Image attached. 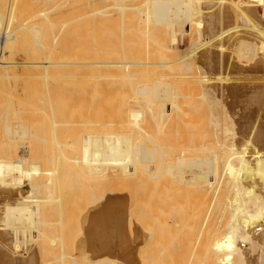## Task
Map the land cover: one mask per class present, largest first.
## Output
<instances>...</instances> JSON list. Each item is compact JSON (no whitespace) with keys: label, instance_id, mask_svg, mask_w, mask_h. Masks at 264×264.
<instances>
[{"label":"bare ground","instance_id":"bare-ground-1","mask_svg":"<svg viewBox=\"0 0 264 264\" xmlns=\"http://www.w3.org/2000/svg\"><path fill=\"white\" fill-rule=\"evenodd\" d=\"M70 1L72 0H0V149L2 151L0 152V264H59L63 262L65 256L62 253V255H53V253L52 256H50V253V260L45 261H42L41 254L44 253L43 250L46 248H58V245H61L59 240L62 239L60 237L62 234H60V239L58 240L57 236V238L47 237V233L53 231L52 233L55 234L57 228H60L62 231L63 223L68 218L66 217L68 215L62 216V213L59 212L54 216L53 213L55 212L51 209L53 218H46V220L50 219L46 221L44 220L46 209L44 203H49V199L48 201L44 199V201L29 196L32 189L35 188L34 186H37L36 191L41 189L38 185L42 189H49L50 187L53 189V186L57 185V172L60 167L65 168L67 163L75 167L78 165L87 166L86 168H89L88 171L90 170L89 172L92 174L85 170L91 177L94 178L93 174L98 173L102 177L104 175L105 178L111 179L109 182L108 179L105 180L106 183L115 182L116 180L121 183V180H123V184L124 180L125 182H128V180L134 182L137 181L136 177L141 178V176L147 173L144 170L153 165L149 163L150 160L146 162L148 163L147 165L150 164L149 167H143L144 164L141 167L138 163L140 162L141 164V160L143 159L147 160L146 158L151 154H154L151 155L153 157L157 156L156 158L150 157L152 159L151 163H154L153 160L157 159L158 164H155L159 167L160 172L158 173L166 171L164 170L166 168H172L173 175L175 173L180 178L184 175L183 183H179V185H183L180 187L176 185L177 197L181 194V190H185L186 185H184V182H190L188 177L191 176V179L194 180L195 183L192 184L196 185V188L191 182L189 185H192L197 192L195 204L198 203L202 210H204V218L202 216L200 225L203 223L207 227L205 229L201 225V229L205 230L204 232H206L207 236L202 232L205 238L208 239L206 240V245V241H202L203 246H206L204 248H207V252L205 251L206 254L208 253L207 261L203 258V254L205 255V253H202L200 250L203 256L200 257L202 260L204 259L206 264L209 261L210 264H264V26L258 27L260 26L258 23L264 19V0H93L97 6V9L92 7L94 11H91L90 7H87V5H93L92 0L89 2L90 4L88 2H81L80 0L75 8L72 6L73 4L71 5ZM67 2L71 6V9H68L69 11L63 9L66 5L68 6ZM21 5H24L28 9L29 7L26 5H29L30 11L33 6V11L30 13L27 11L29 14L27 12L24 13ZM72 7L74 10H72ZM83 9L87 10L83 11ZM24 10L26 11L27 9L24 8ZM22 37H29L27 40L31 41L32 54H29L30 47L26 45L29 44V41H25L26 39ZM21 38L25 41L23 42V45L26 46L24 50L26 49L25 51L27 52L28 47L29 49L27 53L24 50L22 51V49L19 53L21 51L22 53L25 52L24 56H27V59H20L18 56L17 59H14L16 56L13 58V55L16 52V48L18 49ZM68 42H71L70 45ZM65 43L66 45L68 43L69 48L65 47ZM29 57H32V59H28ZM80 76H82L81 78L87 77L86 79L89 80L88 84L85 85V82L81 85L79 82L80 86L79 83L74 82L72 83L73 86H67L66 89L63 87L62 89H65L64 91L68 94L66 96V92H64V99L66 98L69 102L71 99L69 95L74 97L75 100L77 98H86V95L90 94L95 98L96 94L100 92V94H103L106 90L107 95L110 93L121 95L122 102L119 100V104H123L130 112L135 111L131 112V116L135 119L132 118L134 120L133 125L128 126H133V130L134 127H137V131L138 128L141 130L144 126L141 127L140 124L141 128L138 127L136 120L142 117L136 111H142L143 108H146V111H152V118L155 120L152 124H158L157 127L159 128L156 130L159 134L156 132L155 134L159 139L153 138L154 140H152L151 134H148V136L151 135V141L146 136L143 139L142 137L146 132L145 134L141 132L144 135L141 137L140 142L137 140L139 144L135 145V141L133 143V140H131L132 137L128 138L129 135H127L128 137H125L126 135L122 136L124 135L123 133L121 135L120 133L111 135V130L108 133L109 135H106L105 132V134L93 135L90 132L88 135L82 134V138L80 136L79 139L74 138L73 135H71L72 137H67L66 134V138L64 137L63 139L43 138L39 141L45 144H55V146L53 145L50 148L55 149L54 151L59 152L60 155L59 153H54L51 149V154L46 152L48 155L42 156L41 152V161L44 162L46 167L50 168V171L46 173L44 171L39 172L38 169L39 173L36 171H26L24 161L31 154V145L29 143L21 144L18 141L19 133L16 140L20 144L13 145L16 141L14 137L16 138L17 136L15 130H18L19 124L15 123L16 125H11L9 121L13 119L12 117L17 112L25 113L30 110L34 112L35 110L43 111L46 115L47 111L50 112L48 107L47 109L45 108L46 104L47 106L50 105L49 107L52 106L51 110L54 112L53 106L55 104L53 105V103L57 97L55 100L52 98V100L48 96L54 97L57 94L64 96L61 94L63 90H60V87L63 85L60 86L62 83L59 80L61 78L65 80L64 78L66 77V83L68 81L67 85H71L69 82L74 81L72 79L76 77L81 79ZM68 78L72 81H69ZM51 79L58 82L54 83L53 92H50V89H48V81ZM29 80L32 81V84L34 81H40V83L36 82L32 85L34 91L29 92V87L31 86ZM102 80L111 82L110 84L108 83V88H105L106 84H104V88L101 87L103 83L99 84V81L102 82ZM56 87H59L58 90H55L57 89ZM39 88L42 91H39ZM32 95L36 96L34 97L36 99H30L33 101L32 103L37 100L35 101L36 104L41 107L44 105L43 108L33 107L29 103V96ZM109 96L111 97V95ZM61 98L63 99V97ZM47 99L52 100L53 103L49 101L51 103L49 104ZM108 99L110 98H103V102L109 103ZM74 100L70 101L73 102ZM111 102L113 104V101ZM55 103L57 105L58 102L55 101ZM69 104L72 103L69 102ZM94 104L97 105L96 103ZM64 105L66 106L67 104L57 105V109L62 106L65 112L67 106L64 108ZM99 105L96 107L99 108ZM101 106L103 105L101 104ZM106 106L104 105V107ZM107 107H109V110L110 104ZM125 107L123 110H127ZM113 108L114 106L111 109ZM118 108L115 109L118 110ZM57 109V116H59V113L63 112V110L58 112ZM101 109L102 107L99 108V110ZM118 111L120 112L121 110L119 109ZM129 111L128 113H130ZM64 112L61 113L63 117L64 114L66 115ZM66 112L68 113L69 111L66 110ZM23 113L22 115L25 117L26 114L24 115ZM89 115L92 117V114ZM76 116L78 117V115ZM39 117L41 118V116ZM126 118H128V114L125 117V121ZM145 118L144 116L139 122L142 123V120H149V118ZM125 123L124 125L126 126ZM44 124H46V120ZM89 124L91 125V123ZM153 126L155 127V125ZM60 127L59 125L58 129ZM130 127L129 129H131ZM148 127L150 129L152 126ZM76 128H80V126ZM146 128L143 129L149 130ZM95 129L97 130V128ZM22 131L20 132L22 133L21 136L27 135L26 132L24 134V129ZM149 133H152V131ZM21 136L20 138H22ZM54 136L53 134L52 138ZM167 136L168 138L166 139ZM25 138L27 137L25 136ZM142 140L143 142H147V144L149 141L153 144V141L158 140L156 143L154 142L156 149L149 142L152 150L157 151L152 153L151 149L147 147L148 145L142 142L144 145H147L145 146L149 149V153L151 152L149 154L147 148L143 144H140ZM28 142L30 141L28 140ZM47 144L46 146L48 147ZM39 145L42 146V144ZM35 148L33 147V150ZM137 160H139L138 163H136ZM145 160H143V163H145ZM168 162L171 165L167 164ZM166 165L171 167L168 168ZM97 166L101 167L98 168ZM102 166L105 167L103 168L104 174L102 170L100 171ZM154 166L153 168L157 167ZM135 167L138 169L144 168V170L141 169L144 173L141 170L136 172L138 170ZM170 169L168 170L169 177H172L173 175L170 174L172 170ZM94 170H96L95 173L92 172ZM156 170L153 169L149 175H146L151 178V173ZM41 172H44L45 178L42 176L43 179L40 176H36L38 178H31L36 173L42 175ZM155 173L158 174L157 171ZM153 175L154 173H152ZM185 175L188 176L186 177ZM161 177H163V174ZM173 178L175 180V177ZM39 179H41V183ZM24 180H27V182ZM59 181L58 188H56L58 192L60 191ZM105 182L103 181L104 184ZM119 182L118 184H120ZM97 184H99V181ZM16 186L18 188H15ZM192 186L189 187L192 188ZM182 187L184 188L181 189ZM189 187H187V190ZM54 190H52L53 192L51 189L47 190V196H50L49 192L54 193ZM42 193L37 194L41 196ZM43 195L42 197L47 198L46 195ZM100 197L99 199H101ZM55 198V196L52 198L53 201L50 199V202L58 204L55 205V209L59 211V209L61 210L60 206L63 205L58 201V199L60 200V196H58V199ZM107 199H110V201ZM107 199L106 202L108 201V203L106 206L113 207H110L108 210L121 209L123 202L121 201L122 196L120 194H116L112 198L108 197ZM131 200L130 202L133 201ZM126 201L128 202V199ZM174 202L175 204L172 205L174 208L171 207L170 209V211H174L171 217H169L170 211L165 212L164 209L159 208L161 205L163 207L164 204L157 205V209H154V205L150 208L152 203L144 205L145 207L141 205L142 208H148L149 206L152 209L151 213L156 210L157 212L154 214L155 218L157 217L155 215L158 214L159 216V214L163 215L164 213L166 217L160 215L163 218L165 217L164 220L161 217L159 219L156 218L159 223L163 221L159 227V223H153L155 219L154 217H150L149 210H147L149 212L145 210L146 214L149 215L148 221L145 218V211L142 214L144 217H140L142 212L139 213V211V216H136V213H130L133 218H139H135L136 221L134 220V224L132 223V228L128 226L131 230L130 234L133 235V240L129 242L131 248L138 246L142 239L151 237V227L146 228L145 226L146 223L151 221L152 224L157 225V227L154 226L159 231H156V233L161 235V239L156 236L159 240H162L166 236L168 239L169 234L167 233L171 231L174 235L176 232L178 234L182 232L180 236L187 234L184 233L185 231H190V228L188 229L187 227L195 224V222H191L193 220L191 218L196 217L192 214L195 211L190 213L193 209L190 210L185 205L187 206L186 210H189L191 214L189 216L190 219H188L186 210L181 209L185 207L184 204H181L180 200L177 201V199ZM133 205L132 207H135ZM194 209L197 212L198 209ZM142 210L140 208V211ZM86 211H84V215H86ZM133 214L136 215L133 216ZM173 215L175 217H172ZM180 216H183V218H180ZM119 219L121 218H116V220ZM169 219L170 222L176 219L175 224L171 223L174 224L171 225L168 221ZM198 220L200 221L199 217ZM94 222V219L88 220L85 218V220H81L82 224L78 222L81 228H78V225L76 227L83 235L82 240L78 242L81 248L86 246L93 249V251H90V249L85 250V253L81 254L83 257H87L85 259L88 262L87 264H112V261L115 262L114 260L117 258L120 263L135 264V257H132V253L130 251L126 252L123 249L125 238L122 231L125 225L115 224L106 236L101 235L98 242L95 241L92 244ZM184 222L188 224L187 226L185 225V230L182 227ZM42 225L43 227L45 225H47L46 228L48 227L47 236L42 230H46V228L41 229ZM148 225L151 226L150 223ZM163 225L167 226V228L165 227V229ZM170 225L171 227L168 229ZM173 226L176 228L172 229ZM166 230L169 231L166 233ZM173 230H176V232ZM163 232L167 235L165 234L166 236H164ZM75 234L77 235V233ZM153 234L156 235L155 233ZM174 235L171 236L170 234V242ZM178 237L179 235L176 238ZM185 237L187 238L186 235ZM195 238L201 239L198 236ZM205 238L203 236V239ZM174 239H172L173 244L168 240L165 242L167 243L168 241L171 246L175 245L172 248H178L177 243L181 242L182 238L177 243L176 240L178 239L173 242ZM151 241L153 242V240ZM197 242L198 239L196 240ZM200 243L201 241L196 245L197 248ZM179 244L183 249V243ZM187 244L185 245L186 247ZM153 245L155 247V244ZM21 246L23 247L22 251L20 250ZM159 247L161 248L160 245ZM176 248L175 250L178 252L179 248ZM191 248L193 250V247ZM18 249L20 252L17 251ZM72 250L74 249L72 248ZM82 250L84 251V248ZM175 250L173 249L174 252ZM161 251L163 252V250ZM174 252H171L172 255ZM185 252L187 253V250ZM249 252L255 254L248 257L247 254ZM184 254L180 255V257ZM165 258L167 257L165 256ZM173 258H170L172 262H174ZM178 258L176 257V263L178 262ZM74 259L76 260L75 256ZM181 259L179 258V261ZM195 259L198 258L196 257ZM202 260L200 259L199 263ZM204 261H202L203 264L205 263ZM188 262L185 261L186 264ZM183 263L182 260L181 264ZM145 264H148V262Z\"/></svg>","mask_w":264,"mask_h":264},{"label":"rangeland","instance_id":"rangeland-1","mask_svg":"<svg viewBox=\"0 0 264 264\" xmlns=\"http://www.w3.org/2000/svg\"><path fill=\"white\" fill-rule=\"evenodd\" d=\"M74 1V2H73ZM77 1L78 0H72V1H70V3H71V5L72 6H74V8L75 7H77V4H79V2H80V0L78 1V3H77ZM76 2V3H75ZM81 2H88V4H90L89 2H91V0H81ZM68 3V2H67ZM92 6H90V5H87V7H90V9H91V11H94V9H97L96 7V5L94 4V2H93V0H92ZM95 5V6H94ZM26 6H28L29 7V9H30V6L29 5H26ZM68 7V8H67ZM86 7V8H87ZM94 9H93V8ZM24 8H26L27 10L25 11L24 10ZM32 8H33V6L31 7V11H33L32 10ZM21 9H23V11H24V13L25 12H27V11H29V13L31 12L27 7H24V5L22 6L21 5ZM63 9H66L67 11H69L70 9H71V6H69V3H68V6L66 5V7H63ZM69 9V10H68ZM93 9V10H92ZM72 10H74L73 9V7H72ZM87 10V9H86ZM85 9H83V11H86ZM83 11H81V12H83ZM88 11H89V13H90V10L88 9ZM87 11V12H88ZM80 12V11H79ZM28 13V12H27ZM28 13V14H29ZM86 13V12H85ZM258 25H260V26H258V27H263L264 26V19H262L261 20V22L260 23H258ZM23 38V37H22ZM20 39L19 40V46H18V49L16 48V55H15V53H14V55H13V58L14 59H17V56L20 58V59H24V58H26L27 59V56H24V54H26L27 52H28V49H29V47H30V49H29V54H32L31 53V41L30 40H27V38L29 39V37H27V38H23V39H26L25 41H29L28 43L29 44H26L27 46L29 45V47H28V49H27V52L24 50V48H26V46H24L23 45V42H25L23 39ZM31 39V38H30ZM21 40H23L22 42H21ZM63 42H66V41H63ZM63 42H62V44H63ZM21 43V44H20ZM69 43V45H70V43L71 42H68ZM68 43H67V45H66V43H65V47L66 48H69V45H68ZM24 46V47H23ZM64 46V45H63ZM72 46V45H71ZM74 48V47H73ZM22 49V51L24 50L25 52L24 53H22V51H21V53H19L20 52V50ZM62 49H63V47H62ZM63 50H65V48L63 49ZM17 53H18V55H17ZM28 54V56H30ZM22 57H21V56ZM34 55V54H33ZM33 55H32V57H33ZM32 57H29L28 59H32ZM34 57H36L35 55H34ZM33 57V58H34ZM40 57V56H39ZM38 58V57H37ZM79 76V75H78ZM82 76H80V78H81ZM64 78V77H63ZM77 78V79H76ZM75 79H76V81H75V79H72V80H74V81H72L71 79H69L68 78V80L69 81H72V82H69V84H71V85H67L68 84V81H67V83H66V77L64 78L65 80H63L62 78H61V80H59L60 81V83H62V84H60V86H62V87H60L61 89V91L63 90L62 88L63 87H65V89H66V87L67 86H73V84L72 83H74V82H77V84L80 82L81 83V85L82 84H84L85 82H86V84L85 85H87L88 84V82H89V80L88 79H86L85 77H83L84 78V80H83V78H81V79H78V77H76ZM56 80H54V79H51L50 81H48V89H50L49 91L50 92H53V90H54V83H58V82H55ZM63 81H64V83H63ZM82 81H83V83H82ZM104 81V82H103ZM29 82H31V86H30V84H29V92L30 91H34L33 89H34V87L32 88V85L34 84V83H36V82H39L40 83V81H34L33 82V84H32V81H30L29 80ZM51 82V83H50ZM100 83L99 84H102L101 85V87L102 88H104V84H106L105 85V88H108V86L107 85H109L111 82L110 81H108V80H102V82L101 81H99ZM53 83V84H52ZM80 83H79V85H80ZM109 83V84H108ZM52 84V85H51ZM66 84V85H65ZM76 84V83H75ZM75 84H74V86H75ZM76 84V85H77ZM79 85H77V87H79ZM80 85V86H81ZM100 86V85H99ZM57 88V87H56ZM59 88V87H58ZM58 88L57 89H55V90H58ZM36 89V88H35ZM64 89V90H65ZM37 90V89H36ZM39 91H42V89H38ZM60 91L61 92V94H63L64 96H61L60 94H57V95H55L54 97H51V95L50 96H48V98L49 99H52V98H54V100H55V98H56V100L55 101H57L58 103H57V105H63V104H67L66 106H67V108H66V106L64 105V108H66V110H68L69 112L67 113L66 112V110H65V112H64V110H63V107L61 108V107H59L58 109H57V105H56V103H55V101H54V103H53V99L52 100H49V99H47L48 100V103H49V101H51L52 103H53V107L55 108H53V111L54 112H52V106L51 107H49V106H47V104L45 105V108L47 109V107L49 108V110H50V112L49 111H47V113H46V115H45V113L43 112V111H35L34 110V112L32 111L31 112V110L30 111H28V112H25V113H23V112H21V113H19V112H17L16 114H15V116H13L12 118L13 119H11V121H9L10 123H11V125L13 124H15V123H17V124H19V126H18V130H15V132H17L16 134H17V136H16V138L14 137V140H16L17 139V137H18V133L20 134L19 135V139H18V141L22 144H30L31 145V147H30V149H32L31 150V154H30V156H28L27 157V159H25V163H24V166L26 167H24L25 169H26V171H32V172H38L37 171V169L39 170V172L40 171H44L45 173L46 172H48V171H50V168L47 166H45L44 165V162L43 161H41V154H42V156L43 155H46L47 153L46 152H48V154H51L50 153V147H52L53 145L55 146V144H53V145H51L50 143L49 144H47L48 145V147L46 146V144L43 142V143H41L39 140L40 139H63L64 137H65V134H66V136L68 137V136H70V137H72L71 135H73V137L74 138H77V139H79L80 138V136H81V138H82V136L83 135H88V133H90V134H93V135H98V134H103L104 132L106 133V135L108 134V133H110V130L112 131L110 134L111 135H114V134H117V133H120V135L123 133L124 135H122V136H125V137H128L127 135H129V137L128 138H131L132 137V139L131 140H133V143H134V141H135V145H137V144H139L138 142H137V140H139V142H140V140L143 138L144 139V137L146 136V137H148L149 139H150V141H151V135H152V140H154V139H156V138H158V137H156V134H155V132L157 133L158 131V128L159 127H157L158 126V124L156 125V124H152V123H154L155 122V120H153V118H152V114H151V112L149 111L148 112V110L146 111V108H143V110L141 111V110H139V111H136V112H139L140 113V115H141V117L142 118H139L138 120H136V122L138 123V127H140V124H141V127H143L144 129L146 128V129H149V127L148 126H152L149 130H144L143 128H141V130H143V131H141L139 128H138V131H137V127H134V130H133V126L132 127H130L131 126V124L133 125V122H134V118L131 116V114L133 113V112H135V111H129V109H127L125 106H123V104H119L120 103V101L122 102V97H121V95H118V94H114L113 95V93H110V94H108L107 95V90H106V92L105 93H103V94H100V93H98V94H96V95H98V96H96L95 95V98H94V96L92 95L91 96V94L90 95H86V98L85 97H83V98H77V99H75L74 100V97H71V95H69L68 97L69 98H71L70 100H74L73 102L72 101H70L69 100V102H71L72 104H69L68 105V101H67V99H66V101H67V103H66V101H65V99H64V97H65V94H64V92H66V91ZM38 92V91H37ZM48 92V91H47ZM109 93V92H108ZM60 95V97H58ZM68 94H67V92H66V96H67ZM103 95V96H102ZM107 95V96H106ZM109 95H111V97H112V99H111V97L109 96ZM115 95H116V97H115ZM99 96H102L104 99L106 98H110V99H108V102L109 103H107V102H103V98L102 97H99ZM120 96V98H118ZM34 97H36V96H29V103L31 104V105H33V107H41L40 105L38 106V104H36V102L35 101H37V100H35L34 101V103H32L33 101L32 100H34V99H36V98H34ZM46 97V96H45ZM61 97H63V99L61 98ZM95 99H93V98ZM99 97V98H98ZM113 97H115V98H113ZM34 98V99H33ZM68 98V99H69ZM92 98V99H91ZM30 99H32V100H30ZM59 101H61V102H59ZM84 99H86V100H84ZM101 99V101L99 102V100ZM114 99H115V101H114ZM64 100V101H63ZM76 100H78V101H76ZM82 100V101H81ZM120 100V101H119ZM95 101V102H94ZM111 101H113V104H112V102ZM91 102V103H90ZM102 102V103H101ZM93 103H96L97 105H93ZM118 103V104H117ZM49 104H51V103H49ZM100 104V105H99ZM101 104L103 105V106H101ZM108 104H110V109L108 110V108L109 107H107L108 106ZM73 105V106H72ZM81 105V106H80ZM83 105V106H82ZM89 105V106H88ZM99 105V108L100 107H102V109L101 110H99V108H97L96 106H98ZM104 105L106 106V107H104ZM117 105V106H116ZM121 105V106H120ZM44 106V105H43ZM43 106L41 107V108H43ZM71 106V107H70ZM79 106V107H78ZM87 106V107H86ZM92 106V107H91ZM112 106H114V108L113 109H111L112 108ZM73 107V108H72ZM90 109H89V108ZM118 107H121V108H118ZM124 107H125V109H127L130 113H128V111L127 110H123L124 109ZM60 108H61V110H60ZM71 108V109H70ZM93 110H92V109ZM98 110H97V109ZM104 108V109H103ZM115 108H118V110L120 109L121 111L119 112L118 110H116ZM56 109L58 110V112H61L62 110H63V112L64 113H66V115L64 114V117L62 116V114L61 113H63V112H61V113H59V116H57V111H56ZM75 109V110H74ZM96 109V110H95ZM115 109V110H114ZM72 110V111H71ZM89 110H90V112H89ZM112 110H114V111H112ZM123 110V111H122ZM75 111V112H74ZM78 111V112H77ZM81 111H82V113H81ZM93 111V112H92ZM101 111V112H100ZM36 112V113H35ZM45 112H46V110H45ZM113 112H114V117H113ZM117 112V113H116ZM19 113V114H18ZM22 113L25 115H28V116H26L25 115V117L22 115ZM35 113V114H34ZM71 113V114H70ZM88 113V114H87ZM98 113V114H97ZM119 113V114H118ZM123 113V114H122ZM128 114V118H126V121H127V119H128V121L126 122L125 121V117H127V114ZM146 113H147V115H146ZM38 116H37V115ZM40 114V115H39ZM83 114V115H82ZM89 114H92V117L89 115ZM102 114V115H101ZM125 114H126V116H125ZM146 117V118H149V120H142V123L141 122H139V121H141L140 119H143L144 118V116ZM21 115V116H20ZM48 115V116H47ZM50 115V116H49ZM73 115V116H72ZM76 115H78V117L76 116ZM95 115V116H94ZM115 115H117L116 117H115ZM119 115H121L120 116V118H119ZM20 116V117H19ZM23 116V118L22 119H20L21 117ZM39 116H41V118L39 117ZM47 116V117H46ZM76 116V117H75ZM123 116V117H122ZM148 116V117H147ZM15 117V118H14ZM27 117V118H26ZM83 117V118H82ZM90 117V118H89ZM122 117V118H121ZM139 117V116H138ZM152 119H151V118ZM110 119V120H108V119ZM134 120H133V119ZM145 118V119H146ZM73 119V120H72ZM99 119H101L100 121H99ZM18 120H19V122H18ZM45 120H46V124H44L45 123ZM51 120V121H50ZM54 120V121H53ZM133 120V121H132ZM112 121V122H111ZM148 121V123H146ZM22 124H21V123ZM48 122V123H47ZM55 122V123H54ZM86 122V123H85ZM88 122V123H87ZM126 122V123H125ZM144 122H145V124H144ZM151 122V123H150ZM74 123V124H73ZM89 123H91V125L89 124ZM124 123L126 124V126L124 125ZM49 124V125H48ZM52 124H53V126H52ZM54 124H55V126H54ZM58 124V125H57ZM62 124V125H61ZM76 124H77V126H80V128H76L77 126H76ZM79 124V125H78ZM84 124H85V126H84ZM92 124H94L93 126H92ZM106 125V124H108V125H106V126H104V125ZM116 124V125H115ZM121 124V125H120ZM146 124H148V125H146ZM150 124V125H149ZM16 125V124H15ZM59 125L61 126L60 127V129H58V127H59ZM68 125H70V126H68ZM73 125V126H72ZM82 125V126H81ZM98 125H100V126H98ZM114 125V126H113ZM123 125V126H122ZM128 125H130V126H128ZM153 125H155V127L153 126ZM57 126V127H56ZM68 127V130H67V127ZM91 126V127H90ZM97 126V127H96ZM135 126V125H134ZM114 127H116L115 128V130H114V132H113V129H114ZM120 127V128H119ZM129 127L131 128V129H129ZM51 128V129H50ZM95 128H97V130L95 129ZM107 128V129H106ZM24 129L25 131H24V134H25V132L27 133V135H23V136H21L22 135V133H23V131L22 130ZM53 129V130H52ZM56 129V130H55ZM58 129V130H57ZM73 129V130H72ZM77 129V130H76ZM121 129V130H120ZM128 129V130H127ZM157 129V130H156ZM22 131V133H20L21 131ZM67 130V131H66ZM76 130V131H75ZM93 130V131H92ZM94 130H95V132H94ZM107 130H108V132H107ZM155 130V131H154ZM169 130H170V128H169ZM20 131V132H19ZM72 131V132H71ZM123 131V132H122ZM152 131V133H149V132H151ZM58 132V133H57ZM68 132V133H67ZM100 132V133H99ZM131 132V133H130ZM136 132V133H135ZM141 132H144V134H145V132H146V134L144 135L143 133H141ZM104 133V134H105ZM127 133H129V134H127ZM133 133V134H132ZM53 134L55 135L54 136V138H52L53 137ZM64 134V135H63ZM80 134V135H79ZM83 134V135H82ZM140 134V135H139ZM148 134H151L150 136H148ZM157 134H159V133H157ZM50 135V136H49ZM109 135V134H108ZM131 135V136H130ZM144 135V136H143ZM155 137H154V136ZM20 136L22 137V138H20ZM25 136L27 137V138H25ZM143 136V137H142ZM158 136V135H157ZM40 137V138H39ZM142 137V138H141ZM25 138V139H24ZM66 138V137H65ZM147 138V139H148ZM154 138V139H153ZM168 138V136L166 137V139ZM170 138V137H169ZM21 139H22V141H21ZM24 139V140H23ZM27 139V140H26ZM31 139V140H30ZM38 139V140H37ZM148 139V140H149ZM159 139V138H158ZM28 140L30 141V142H28ZM145 140H146V138H145ZM17 140L14 142V144L13 145H15L16 146V144L18 145V144H20L19 142H18ZM27 141V142H26ZM32 141V142H31ZM36 141V142H35ZM37 141H39V142H37ZM149 141V142H150ZM158 140H156V141H153V144L152 145H154V142L156 143ZM37 144V145H39V144H42V146L41 145H39V146H37L35 143ZM137 142V143H136ZM143 140L141 141V143L140 144H143V143H146L147 144V142H143ZM149 142H148V146L147 147H149V149H151L150 151H152V153H154V152H156L157 150H155V151H153L152 150V147L150 146V144H149ZM39 143V144H38ZM51 145V146H50ZM144 145V144H143ZM144 145V146H145ZM145 146V147H146ZM33 147L35 148L34 150H33ZM43 147V148H42ZM146 147V148H147ZM154 148H155V145L153 146ZM53 148H55V147H53ZM46 149H47V151H46ZM149 149L147 148V152L149 153ZM156 149V148H155ZM49 150V151H48ZM51 150H53V149H51ZM55 150V149H54ZM53 150V151H54ZM33 151V152H32ZM34 151H36V152H34ZM0 152H2L1 151V149H0ZM42 152V153H41ZM41 153V154H40ZM53 153V152H52ZM54 153H59V152H56V151H54ZM151 153V152H150ZM149 153V154H150ZM47 154V155H48ZM29 155V154H28ZM40 157H39V156ZM57 155V154H56ZM59 155H60V153H59ZM151 155H154V154H151ZM151 155H148V157L146 158L147 160H145V159H143V160H145L144 162L145 163H143V160H141L142 162H141V164H140V162H139V160H137L136 161V163H138V165H141V167H142V164H144L143 165V167L144 166H148L149 167V165L150 164H153L152 166H150V168H146L145 170H144V168L142 169L141 167V169L142 170H144V171H147V173L146 174H150V171H152L153 169L154 170H156L157 171V173L158 172H160L159 171V167L156 165V164H158V162H157V159L156 160H153L154 161V163H151V157H153V156H151ZM31 156H33V157H31ZM58 156V155H57ZM151 156V157H150ZM157 156L155 155V157H153V158H156ZM38 158H40L39 160H38ZM29 159V160H28ZM36 159H37V161H36ZM32 160H34V161H32ZM148 160H150V164L149 165H147L148 163H146V162H148ZM156 161V162H155ZM32 162V163H31ZM38 162V163H37ZM40 163H42V164H40ZM156 163V164H155ZM36 164V165H35ZM38 164V165H37ZM68 164V165H67ZM66 165H67V167H66V165H65V168H59V171L57 172V177H58V181H59V183H60V185H59V188H60V191L58 192V190L56 189V188H58V181H56L57 182V185L54 187L53 186V189H52V187H50L49 189H47V188H44L45 190L47 189V190H50L51 189V191L52 190H54V193H50L49 192V194H50V196L52 197V198H54V196L56 197L55 199H58V196H60V200L58 199V201H60L61 203H62V205L63 206H60L61 207V210L59 209V211L58 210H56L55 209V205H58V204H56V203H53V202H50V199H52V198H48V197H50V196H47V194H46V192H47V190H46V192H45V190L44 189H42V187H40L39 185H38V187L39 188H41L42 190H44V191H42L41 189L40 190H37V191H39V192H37L36 191V187L37 186H34V187H32V188H34V189H32V191H31V193H30V197H33L34 199H38V200H46L47 199V201H48V199H49V203L47 202V204L46 203H44L45 205H46V209H45V207H44V209H45V213H44V220H46V218H50V219H52L53 218V215H52V213L53 212H55V213H53L54 214V216H56V214L57 213H59V212H61L62 213V216H65V214L66 215H68V216H66V217H68L67 219H65V221H64V223H63V227H62V231H61V229H60V231H59V229L57 228V232L54 234V233H52L51 231V233L49 234V233H47V235H46V232H48L47 230V228H46V226L47 225H45L44 227H43V225L41 226V229L42 228H46V230L45 229H42L44 232H45V235L47 236V237H49V238H51V237H58V240L60 239L59 238V236H60V234H62L60 237L62 238V239H60L59 240V242L61 243V245L59 244L58 245V248H46V249H44L43 251H44V253L43 254H41V257H42V261H45V260H50V256H52V254L53 255H64L65 256V258L63 259V262H61V263H59V264H87L88 262H86V258L87 257H83L81 254L82 253H85V250H89L90 249V251H93V249L91 248V247H86V246H84L83 244H81L82 246H84V247H82L81 248V246L78 244V242H80L81 240H82V238H83V235H82V233H80L79 232V230L78 229H76V227H77V225H78V228H81V225L79 226V224H82L81 223V220H85V218L86 219H88V220H93L94 219V231H93V239H92V244H94L95 243V241L96 242H98V239H99V237L101 236V235H105L106 236V234L109 232V230L111 229V228H113L114 227V225L115 224H121L122 226L123 225H125L124 227V229H123V231H122V233H123V235H124V251H126V252H128V251H130L131 253H132V257L134 258V261H135V264H145V263H147L148 262V264H150V263H152V264H181L182 263V260H183V262L185 263V261L186 262H188L187 264H203V262L202 261H204V259L202 260V258L200 257V256H202V253L204 252L205 253V255L203 254V258H207V256H208V253L206 254V252H207V248L205 249L204 247H206V246H203L204 244H202L203 242V240H208V239H206L205 238V235L207 236V234H206V232H204L202 229H201V225H202V227L204 226L205 227V229H207V227L205 226V225H203V223L200 225V223L202 222V216L204 215V213H203V211L204 210H202V208L198 205V203L197 204H195V200H196V191H195V189H194V187L193 186H195V188H196V185H193L195 182H194V180L193 179H191V176L190 177H188V179H190V182H191V184L193 185H189L190 184V182L188 181V182H184V185H186L185 186V190L183 189L184 187H182L181 189H183V190H181L182 192H180L181 194H179V197H177V193H176V185H179V183L181 182V183H183V181H184V179H183V177H184V175L180 178V176H177V175H175V173H174V175H173V170H172V168L170 169L169 167H171V166H168V165H166L170 170H172V171H170L171 173L170 174H172L171 176L172 177H169L170 175H169V172H168V170L169 169H164V170H166V171H162L161 173H158V174H156L154 171L152 172V173H154V175L152 176V173H151V178L150 177H148L146 174L145 175H143V176H141L140 174H138L139 176H141V178L140 177H136V179H137V181H134L135 179V177L133 178L134 180V182H132V180L131 181H129L128 180V182H125V180H124V182H123V184H122V181L123 180H121V183L118 181V180H116V181H118L120 184H118V182H116L115 180V182H110V183H106L105 182V180H107L108 179V182L109 181H111V179L109 180V178H105V176L103 175V177L101 176V175H99L97 172V174H93V176H95L94 178L93 177H91V175L90 174H92V173H90L89 171H88V169L86 168V167H84V166H80V165H78V166H71V165H69V163H67ZM167 164H169V165H171L169 162L167 163ZM32 165V166H31ZM33 165H35V167H33ZM134 165H136V164H134ZM134 165H132V166H134ZM157 166V167H155V166ZM137 166V165H136ZM153 166L155 167V168H153ZM64 167V166H63ZM79 169H78V168ZM98 168H100L101 166H97ZM138 167V166H137ZM23 168V169H24ZM48 168V169H47ZM74 168V169H73ZM103 168H105V167H103L102 166V169H100V171L102 170V172H103V174H104V171H103ZM136 168V167H135ZM139 168V167H138ZM138 168H136V170H138V171H136V172H139V170H141V169H138ZM24 169V170H25ZM90 173H88V172H86V170ZM95 169V168H94ZM47 170V171H46ZM96 170H98L97 168H96ZM96 170H94V171H92V172H94L95 173V171ZM141 170V171H142ZM148 171H149V173H148ZM38 172V173H39ZM44 172H41L42 173V175H39L38 173H36V174H34L31 178H38L39 176L41 177H44L45 178V175L43 174ZM80 172H81V174H80ZM85 172V173H84ZM143 172V171H142ZM166 172H168V173H166ZM144 173V172H143ZM142 173V174H143ZM100 174H101V172H100ZM160 174V175H159ZM162 174H163V177H161L162 176ZM87 175V176H86ZM90 175V176H89ZM156 175V176H155ZM36 176H38V177H36ZM84 176H86V177H84ZM89 176V177H88ZM98 176V177H97ZM101 176V177H100ZM147 176V177H146ZM160 176V177H159ZM165 176V177H164ZM186 176V175H185ZM188 176V175H187ZM186 176V177H187ZM41 177V179H43ZM97 177V178H96ZM145 177V178H144ZM153 177V178H152ZM155 177V178H154ZM158 177H159V179H158ZM173 177H175V180H174V178ZM101 178V179H100ZM139 178H140V180H139ZM148 178V179H147ZM162 178V179H161ZM180 178V179H179ZM41 179H39V181L41 180ZM96 179H98L97 181H96ZM102 179H104V180H102ZM154 179V180H153ZM173 179V180H172ZM183 179V180H182ZM102 180V182H100ZM161 180V181H160ZM178 182H177V181ZM182 180V181H181ZM192 180H193V182H192ZM15 181H17V180H15ZM25 182H27V180H24ZM62 181V182H61ZM93 181H94V183H93ZM98 181H99V184H102V185H99V184H97L98 183ZM103 181L105 182V184L103 183ZM113 181V180H112ZM174 181H176V182H174ZM187 181V180H186ZM95 182H97V183H95ZM40 183H41V181H40ZM63 185H62V184ZM116 183V184H115ZM175 183V184H174ZM110 185H111V187H110ZM181 185H183V184H180L179 185V187L181 186ZM97 186V187H96ZM189 186H192V188L191 187H189ZM93 187V188H92ZM105 187V188H104ZM109 187V188H108ZM187 187H189V188H191L190 190H189V188H188V190H187ZM15 188H18L17 186L15 187ZM62 188V189H61ZM115 188V189H114ZM117 188V189H116ZM122 188V189H121ZM38 189V188H37ZM102 189V190H101ZM121 189V190H120ZM194 189V190H193ZM92 190V191H91ZM43 192L42 193V195L44 194V195H46L47 196V198L46 197H42V195L40 196V195H38V194H40L41 192ZM109 191V192H108ZM120 191V192H119ZM124 191V192H123ZM53 192V191H52ZM114 192V193H113ZM38 193V194H37ZM48 193V192H47ZM105 193H107V194H105ZM48 194V195H49ZM51 194H53V195H51ZM105 194V195H104ZM116 194H120L121 196H122V207H121V209H115V210H108V209H110V207L109 206H106V204L108 203V201L106 202V199L108 198V197H110V198H112L113 196H115ZM127 194V195H126ZM38 195V196H37ZM43 195V196H44ZM58 195V196H57ZM96 195V196H95ZM40 196V197H39ZM63 196V197H62ZM95 196V197H94ZM101 196V197H100ZM119 196V195H118ZM129 196V197H128ZM99 197L101 198V199H99ZM132 198V200H131V198ZM82 198V199H81ZM95 198V199H94ZM125 198V199H124ZM174 198H176L177 199V201H179L180 200V202H181V204L183 203L184 204V206L185 205H187L188 206V208L191 210V209H193L191 212L189 211V210H186V207L187 206H185L184 208H181V209H185L186 210V213L188 214L187 216V218L188 219H190V217L189 216H191V214L190 213H192L193 211H195L196 212V210L194 209V208H197L198 210H197V212L195 213V215H194V213H192L193 214V216L195 217V218H191V222L193 223V222H195V224L196 225H198V226H196L195 224H193L192 226H188L187 228L189 229L190 228V231L188 230L187 232L185 231L184 233H190V234H188V235H190V236H188L187 234H184V236L182 237V236H180L181 234H182V232H181V234L179 233L178 234V232H176V230L174 231V232H176V234L174 235L173 234V232L171 231V232H169V233H167V231H169V230H166V233L167 234H169V237H171L172 235H174V237H172V239H174L173 240V242H175V240L176 239H178V240H176V243L178 242V241H180L179 239H181V242H178L177 243V245H178V248L181 246L179 243H183V249H182V247H180L179 248V253L177 252V250H175V248H172V247H174L173 245L171 246L169 243H168V241L170 242V239H169V237H168V239H167V234L165 235L164 234V232H163V235L164 236H166V237H164L163 235V239L162 240H159L158 239V237L161 239V235H158L157 233H156V231L157 232H159L157 229H155V226L157 227V225H155L156 223L155 222H157V223H159V221H158V219H159V217H161V216H163L164 215V213H163V215H161V214H159V216H158V214L157 215H155V216H157L156 218H158V219H156L155 217H154V214H156L155 212H157L156 210H155V212H152L151 213V210L152 209H150L153 205L155 206V208L154 209H157L156 208V206L157 205H161V204H164V208L163 207H159L160 209L162 208V209H164L165 210V212H168V211H170V209H171V207H173L172 205L173 204H175V202H174V200H176V199H174ZM54 199V200H55ZM97 199V200H96ZM99 199V200H98ZM124 199V200H123ZM128 199V202L126 201L125 202V200H127ZM132 201V202H130V200ZM44 200V201H45ZM95 200V201H94ZM101 200V201H100ZM107 200H109L110 201V199H107ZM52 201H53V199H52ZM96 202H99V203H96ZM144 202V203H143ZM61 203H59L60 205H61ZM92 203V204H91ZM125 203V204H124ZM152 203V204H151ZM83 204V205H82ZM135 205V207H132V205ZM147 204H151L150 205V208H149V206H148V208H144L145 206L144 205H147ZM194 204H195V207H194ZM44 205V206H45ZM52 205V206H51ZM96 205V206H95ZM133 205V206H134ZM144 206L143 208H142V206ZM54 206V207H53ZM87 206V207H86ZM128 206V207H127ZM141 208V210L142 211H140V208ZM177 206V205H176ZM182 206V205H181ZM91 207V208H90ZM138 208V210H136L137 208ZM147 207V206H146ZM67 210H66V209ZM87 208V209H86ZM111 208H113V207H111ZM127 208V209H126ZM129 208H131L130 210H129ZM158 208V209H159ZM174 208V207H173ZM187 208V209H188ZM52 209V211H50ZM65 211H64V210ZM91 209V210H90ZM160 209H159V211H160ZM201 209V210H200ZM87 210V211H86ZM147 211V210H149L150 211V214H151V218L152 217H154V219L156 220H153V219H151V220H153V223H155V224H152L151 222H148V223H146L145 224V226H146V228H149V227H151L150 228V230H152V235H151V237H148L147 239H142L141 241H140V244L138 245V246H134V247H130V243L129 242H131L133 239V235L132 234H130V232H131V230H130V228L128 227V226H130L131 228L133 227L132 226V223L134 224V220H135V218H133L132 217V214H130V213H136V214H133V216H139V214H138V211H139V213H141L140 215V217H144V216H142V214H143V211ZM175 210V209H174ZM51 213H50V212ZM84 211H86V215H84ZM91 211H92V213H91ZM144 212L145 214L147 213V212H149V211H147V212ZM172 211V210H171ZM170 211V216L169 217H171V214L174 212V211H172L171 212ZM184 211V210H183ZM164 212V211H163ZM176 212H177V209H176ZM190 212V213H189ZM201 212V213H200ZM48 213V214H47ZM161 213V212H160ZM181 213H182V211H181ZM185 213V212H184ZM183 213V214H184ZM198 213H200V214H198ZM76 214V215H75ZM89 214V215H88ZM94 214V215H93ZM126 214V215H125ZM128 214V215H127ZM130 214V215H129ZM153 214V215H152ZM176 214V213H175ZM190 214V215H189ZM49 215V216H48ZM71 215H73L72 217H70ZM82 215V216H81ZM87 215H88V217H87ZM161 215V216H160ZM180 215H182V214H180ZM198 215V216H197ZM201 215V216H200ZM86 216V217H85ZM147 216V217H146ZM146 216H145V218L147 219V221H148V216L149 215H147L146 214ZM165 216V215H164ZM176 216H177V214H176ZM192 216V217H193ZM126 217V218H125ZM149 217V218H150ZM166 217V216H165ZM164 217V218H165ZM172 217H175L174 215L172 216ZM198 217H199V219H200V221L198 220ZM116 218H121V219H119V220H116ZM132 218V219H131ZM164 218L163 217H161V219H163L164 220ZM168 218V217H167ZM166 218V219H167ZM177 218V217H176ZM180 218H183V216L181 217L180 216ZM197 218V219H196ZM203 218H204V216H203ZM50 219H48V220H50ZM136 219H139L138 217L136 218ZM144 219V218H143ZM146 219H145V221H146ZM174 219V218H173ZM48 220H46V221H48ZM127 220V221H126ZM176 220V219H175ZM175 220H172V221H174V222H170V219L168 220L169 221V223L171 224V223H174L175 224ZM195 220V221H194ZM199 222H198V221ZM98 221V222H97ZM136 221V220H135ZM140 221H141V219H140ZM143 221V220H142ZM150 221V220H149ZM161 221V220H160ZM189 221V220H188ZM188 221H186L187 223H189ZM78 222H79V224H78ZM125 222V223H124ZM144 222V221H143ZM161 222H163V221H161ZM160 222V223H161ZM164 222H166V221H164ZM191 222H190V224H191ZM196 222H198V223H196ZM145 223V222H144ZM151 224V226L150 225H148V224ZM160 223L158 224V227L160 226ZM168 223V224H169ZM137 224V223H136ZM165 224V223H164ZM174 224H171V225H174ZM155 225V226H154ZM167 225V224H166ZM171 225L170 226H168L169 228L168 229H170V227H171ZM185 225L187 226L188 224H186L185 222H184V224H182V227H183V229L185 230ZM153 226V227H152ZM164 226V225H163ZM128 229H127V228ZM167 228V226H164V228ZM181 227V228H182ZM199 229L200 228V230H198L197 228ZM154 228V229H153ZM165 228V229H166ZM174 228V226L172 227V229ZM176 228V227H175ZM174 228V229H175ZM187 228H186V230H187ZM162 229H163V227H162ZM162 229H161V231H162ZM164 229V230H165ZM182 229V230H183ZM204 229V228H203ZM76 230V231H75ZM153 230H154V232H153ZM181 230V231H182ZM183 230V231H184ZM75 231V232H74ZM180 231V230H179ZM198 231V232H197ZM199 231H200V233H199ZM204 232V234H203V232ZM62 232V233H61ZM75 233H77V235L75 234ZM79 233L81 234V237H80V235H79ZM125 233V234H124ZM153 233H155L156 235H154ZM161 233V232H160ZM162 234V233H161ZM170 234H171V236H170ZM179 235V237L178 238H176L178 235ZM196 234H197V236L198 237H201V239L200 238H195V237H197L196 236ZM202 234H203V236H204V238L205 239H203V236H202ZM128 235H132V236H128ZM185 235L187 236V238L185 237ZM129 237V239H128V237ZM156 236H158V237H156ZM56 237V238H57ZM75 237V238H74ZM127 237V238H126ZM153 237V239H151ZM131 238V239H130ZM166 238V239H165ZM187 240H186V239ZM190 238V239H189ZM78 239V240H77ZM95 239V240H94ZM158 242H156L155 240ZM172 239H171V242L170 243H172ZM198 239V242L196 243V240ZM57 240V241H58ZM129 240V241H128ZM151 240H153V242L151 241ZM166 240H168L167 241V243L165 242ZM191 240V241H190ZM149 241V242H148ZM152 243H151V242ZM159 241H160V243H159ZM164 241V243H162ZM195 241V242H194ZM201 241V243L199 244V246H198V248H197V246L196 245H198V243ZM204 241V242H205ZM75 242V243H74ZM148 243L150 244L149 246H148ZM175 243V244H176ZM188 243V244H187ZM196 243V244H195ZM78 244V245H77ZM153 244H155V247H156V249H158V251H156V249H155V247H154V245ZM157 244V245H156ZM162 244H164V245H162ZM173 244V243H172ZM187 244V247L185 246ZM194 244V245H193ZM207 244V241L205 242V245ZM126 245H127V247H129V248H127L126 247ZM147 245V246H146ZM153 245V246H152ZM161 246V248L159 247L158 248V246ZM176 245V246H177ZM200 245H201V247H200ZM165 247V248H163V247ZM168 246H171V247H168ZM61 247H62V249H61ZM78 247V248H77ZM86 247V248H85ZM191 247H193V250H192V248ZM22 246H21V248H20V250L22 251ZM72 248L74 249V250H72ZM84 248V251L82 252L81 251V249H83ZM167 248H168V250H167ZM171 248V249H170ZM178 248H176V249H178ZM189 248V249H188ZM203 248H204V250H203ZM51 249H53V250H51ZM62 250V252H61V250ZM170 249V250H169ZM173 249L175 250V252L173 251ZM196 249V250H195ZM20 250L18 249L17 251L18 252H20ZM79 250H80V254H79ZM161 250H163V252L161 251ZM165 250H167L166 252H165ZM187 250V253L185 252ZM192 250V251H191ZM199 250V251H198ZM200 250H201V252H200ZM57 251V252H56ZM77 251V252H76ZM154 251V252H153ZM159 251H161V252H159ZM170 251V252H169ZM206 251V252H205ZM87 252V251H86ZM133 252H134V254H133ZM174 252V254L173 255H175V256H173L172 255V253ZM184 252H185V254H184ZM198 252V253H197ZM47 253H48V255H47ZM51 253V254H50ZM62 253V254H61ZM76 253H78V254H76ZM147 253V254H146ZM157 255H156V254ZM170 253V254H169ZM184 254V255H186L185 257H184V255L183 256H181L182 257V259H181V257H180V255H182V254ZM188 253H190V254H188ZM49 254H50V256H49ZM155 254V255H154ZM169 254V255H168ZM193 254H194V256H193ZM196 254V255H195ZM252 254V255H251ZM255 253H251V252H249L248 254H247V256L248 257H250V256H253ZM80 255V256H79ZM134 255V256H133ZM144 255V257L142 258V256ZM150 255V256H149ZM159 255V256H158ZM47 256V257H46ZM74 256H75V258H76V260L74 261L73 260V258H74ZM88 257H89V255H87ZM158 256V257H157ZM165 256L167 257V258H165ZM168 256H170V257H168ZM175 257V258H173V257ZM189 256H190V258H189ZM206 256V257H205ZM70 257V258H69ZM164 257V258H163ZM176 257L178 258H180L181 260L179 261V258L177 259V261L178 262H180V263H176ZM194 257V258H193ZM198 258V259H195V258ZM78 258V259H77ZM83 258H84V261H83ZM111 258H116V257H111ZM142 258V259H141ZM145 258V259H144ZM150 258V259H149ZM173 258L174 260V262H172V260L171 259ZM80 259H82V260H80ZM136 259V260H135ZM200 259L202 260L201 261V263H199V261H200ZM112 260V259H111ZM143 260V261H142ZM152 260H154V261H152ZM161 260V261H160ZM191 260V261H190ZM83 261V262H82ZM116 263L117 262H119V260H118V258L116 259V260H114ZM146 261V262H145ZM158 261V262H157ZM160 261V262H159ZM168 261V262H167ZM206 261H207V259H206ZM209 261V260H208ZM49 262V261H48ZM115 262H113L112 261V264H114ZM198 262V263H197ZM205 262V261H204ZM115 263V264H116ZM183 263V264H184ZM117 264H124V263H117ZM186 264V263H185ZM204 264H206V262L204 263ZM208 264H210V261H209V263Z\"/></svg>","mask_w":264,"mask_h":264}]
</instances>
